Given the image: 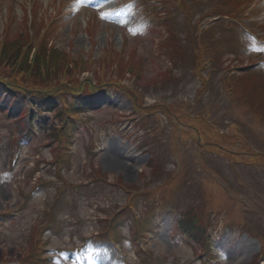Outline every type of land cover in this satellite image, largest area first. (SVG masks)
<instances>
[{
  "label": "rangeland",
  "instance_id": "rangeland-1",
  "mask_svg": "<svg viewBox=\"0 0 264 264\" xmlns=\"http://www.w3.org/2000/svg\"><path fill=\"white\" fill-rule=\"evenodd\" d=\"M194 1L151 0L165 25L146 29L140 28L147 23L140 8H128V0H0V39L2 34L22 38L30 16L36 18V28L52 19L55 47L75 60L93 61L83 79L98 81L95 72L103 70L107 55L109 72L114 61L121 65L126 70L121 75L124 86L137 82L139 89L130 90L143 97L140 108H135L134 95L128 91L126 97L115 92L114 84L98 89L94 106L81 114L84 124L75 122L74 130L79 126L76 132L72 129L75 141L60 163L54 161L47 136L49 120L26 136L32 129L21 117L28 118L29 111H21L22 102L10 104L5 98L0 105L6 108L0 110V212L7 214L0 218V264H76L75 259L80 263L87 259V264H138L141 252L147 264H248L264 251V72L256 66L223 78L248 66V61L264 58V47L250 36L243 49L236 31L230 36L220 27L214 35L223 43L222 54H227L218 59L216 42L211 41L210 48L212 37L195 33L203 30L197 24L203 14L221 2ZM243 1L249 6L260 0ZM256 12V23L248 24L252 31L264 19V5ZM169 15L178 18L175 25L167 20ZM171 31L174 40L163 49ZM176 43L179 50L171 55L179 60L165 55ZM202 47L203 56L198 54ZM212 57L207 81L199 73L200 60L209 62ZM145 106L154 107L156 113H140L148 112ZM190 124L194 135H187L193 133L190 128L182 132ZM108 155L119 158L120 167L108 166ZM80 184L87 186L85 195ZM153 188L175 196L168 194L149 234L138 238L133 216L143 220L141 212ZM128 191L138 193L137 214L121 210ZM189 213L210 231L209 257L198 243L204 242V235L194 241L177 226L180 214L185 219ZM109 220L116 223L121 260L116 259L114 246L97 242L98 232L108 236ZM49 225V231L44 229ZM39 238L44 242L40 254L47 263L36 262ZM244 243L248 252L235 257L233 252Z\"/></svg>",
  "mask_w": 264,
  "mask_h": 264
},
{
  "label": "trees",
  "instance_id": "trees-1",
  "mask_svg": "<svg viewBox=\"0 0 264 264\" xmlns=\"http://www.w3.org/2000/svg\"><path fill=\"white\" fill-rule=\"evenodd\" d=\"M28 43V36L23 42L18 38H8L3 45L0 43V85L3 88L12 86L22 93H37L49 97H54L56 93L76 95L81 91L83 84L74 76L80 75L88 67V63L73 61L68 53L50 47L46 37L36 44L34 60L29 63L28 55L32 46L23 51ZM103 60L104 66L107 55H104ZM107 68L108 65L105 66L103 75ZM98 83L102 84L100 78ZM86 84L87 88H91Z\"/></svg>",
  "mask_w": 264,
  "mask_h": 264
},
{
  "label": "bare ground",
  "instance_id": "bare-ground-1",
  "mask_svg": "<svg viewBox=\"0 0 264 264\" xmlns=\"http://www.w3.org/2000/svg\"><path fill=\"white\" fill-rule=\"evenodd\" d=\"M105 163L111 167H117V166L120 167V165H121L119 158H116L113 155L106 156ZM247 252H248V248H247L246 244L244 243V245H242V247H240V248L238 247V249L235 250L233 253H234L235 257L238 256V253H239V256L241 257V256L245 255ZM234 255L231 254V257H230L231 261H233Z\"/></svg>",
  "mask_w": 264,
  "mask_h": 264
}]
</instances>
